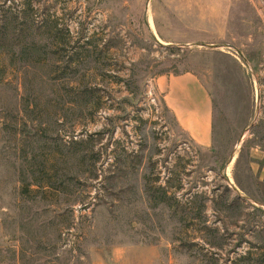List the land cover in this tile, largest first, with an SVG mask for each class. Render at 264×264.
Listing matches in <instances>:
<instances>
[{
  "label": "rangeland",
  "instance_id": "1",
  "mask_svg": "<svg viewBox=\"0 0 264 264\" xmlns=\"http://www.w3.org/2000/svg\"><path fill=\"white\" fill-rule=\"evenodd\" d=\"M263 176L264 0H0V264H264Z\"/></svg>",
  "mask_w": 264,
  "mask_h": 264
},
{
  "label": "crops",
  "instance_id": "2",
  "mask_svg": "<svg viewBox=\"0 0 264 264\" xmlns=\"http://www.w3.org/2000/svg\"><path fill=\"white\" fill-rule=\"evenodd\" d=\"M156 89L179 129L199 148L209 149L213 109L209 92L199 77L190 72L170 75L157 80Z\"/></svg>",
  "mask_w": 264,
  "mask_h": 264
},
{
  "label": "bare ground",
  "instance_id": "3",
  "mask_svg": "<svg viewBox=\"0 0 264 264\" xmlns=\"http://www.w3.org/2000/svg\"><path fill=\"white\" fill-rule=\"evenodd\" d=\"M152 23H153V22H152ZM152 23H151V21L149 22L150 28H152Z\"/></svg>",
  "mask_w": 264,
  "mask_h": 264
},
{
  "label": "water",
  "instance_id": "4",
  "mask_svg": "<svg viewBox=\"0 0 264 264\" xmlns=\"http://www.w3.org/2000/svg\"><path fill=\"white\" fill-rule=\"evenodd\" d=\"M232 158H233V157H232ZM232 158H231V160H233Z\"/></svg>",
  "mask_w": 264,
  "mask_h": 264
}]
</instances>
